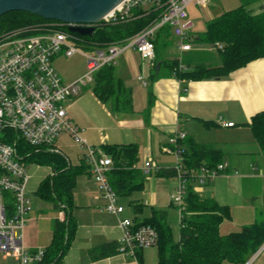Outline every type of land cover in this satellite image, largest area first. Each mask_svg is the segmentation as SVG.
I'll list each match as a JSON object with an SVG mask.
<instances>
[{
  "label": "crops",
  "instance_id": "0c3cea01",
  "mask_svg": "<svg viewBox=\"0 0 264 264\" xmlns=\"http://www.w3.org/2000/svg\"><path fill=\"white\" fill-rule=\"evenodd\" d=\"M262 3L264 0L252 7L259 11ZM193 33L198 32L193 29ZM192 51L194 48L182 54L183 62L184 56L187 59L193 57ZM161 54L172 60L179 57L176 45L175 53ZM216 59L207 57L205 62L212 64ZM155 65L156 61L148 67L140 55L137 61L128 56L116 61L117 75L132 90L131 111H112L93 90L88 92L83 87L66 101L68 115L84 128L88 142L95 146L137 144L138 167L153 159L164 169L173 168L176 157L168 153L166 147L174 132L183 131L187 138L214 145L221 150L230 169L204 186L193 184V188L230 207L232 216L223 221L220 229L225 227V232L229 233L264 220V150L256 142L250 126L245 124L264 110V58L253 60L221 78L187 81L186 91L183 89L185 81L178 80L170 69H161L160 61L157 69ZM142 71L146 84L138 78ZM158 71L159 76H154ZM226 122H234V125L226 126ZM58 146L73 166L87 162L84 149L69 135L63 134ZM64 147L71 151L70 155L63 150ZM174 185L173 176L145 175L142 189L134 191L131 196L120 197L126 208L124 215L133 217L136 223L150 217L153 209L165 210L169 223V215L178 210L170 198ZM42 200L43 204L30 213L25 229L24 241L29 249H45L52 241L55 221L65 218L63 210H57L52 202ZM74 202L72 214L77 221L76 236L62 264H158L157 246L138 250L137 258L119 251L98 258L92 255L93 249L110 242L119 243L122 229L118 217L106 210L105 200L89 165L76 178ZM137 204L140 207L134 211ZM176 217L178 233L173 231V234L178 239L180 215ZM255 254L245 264H264V247ZM222 264L235 263L224 261Z\"/></svg>",
  "mask_w": 264,
  "mask_h": 264
},
{
  "label": "built area",
  "instance_id": "2783aa9c",
  "mask_svg": "<svg viewBox=\"0 0 264 264\" xmlns=\"http://www.w3.org/2000/svg\"><path fill=\"white\" fill-rule=\"evenodd\" d=\"M204 2L206 0H125L98 22L83 26L96 28L101 21L129 18L136 7L154 10L157 17L124 42L105 46L86 42L81 38L84 35L78 36L79 33L70 30L73 24L57 20L16 27L0 35V254L3 258L13 256L18 264H36L44 257V248L29 249L24 242L25 228L33 210L28 195L31 175L26 161L30 153L24 147L61 154L58 140L63 134L69 135L84 149L91 175L105 200V208L118 217L122 229L119 252L137 258L138 250L157 245L158 233L154 227L136 225L133 217L124 215L126 208L109 180L112 157L88 142L84 128L71 119L65 103L83 86L94 82L95 73L103 66L115 64L117 57L127 49L137 51L148 67L153 65L157 58L154 39L165 25L171 27L175 38L179 70H188L182 56L194 46V23L188 7ZM217 46L222 48L220 44ZM60 53L67 57L83 54L87 58L86 72L65 82L53 64L54 57ZM139 79L146 84L144 71ZM224 124L233 126L234 122ZM185 137L183 131L174 132L166 147V151L176 157L175 185L170 198L180 217L190 183L204 186L230 169L226 160L215 166L186 169L180 143ZM140 168L145 175H150L162 167L157 161L148 159ZM263 247L264 244L258 251Z\"/></svg>",
  "mask_w": 264,
  "mask_h": 264
},
{
  "label": "trees",
  "instance_id": "16d2710c",
  "mask_svg": "<svg viewBox=\"0 0 264 264\" xmlns=\"http://www.w3.org/2000/svg\"><path fill=\"white\" fill-rule=\"evenodd\" d=\"M259 1L261 0H245L237 8L227 10L208 21L204 32L192 34L194 44H209L217 49V44L222 45L218 49V61L212 64L205 61L192 64L190 60L194 58L190 57L187 61L184 60L188 70L180 71L179 59L164 58L161 54V48L174 38L171 27L163 26L154 39L157 52L154 68L157 69L160 61L161 69H170L175 77L185 80L184 88H187V81L221 78L253 60L264 58V3L260 5L259 11L252 7ZM156 17L154 10L136 7L132 9L129 18L101 21L92 37L81 38L98 46L122 43L148 26ZM55 21L31 12L12 10L0 16V35L16 27L37 26ZM159 74L158 71L153 75ZM93 92L104 103H108L112 111L128 112L133 109L132 90L117 75L115 64L105 65L95 73ZM245 124L250 126L256 142L264 150V110L253 115L251 121ZM180 143L183 146L182 162L186 169L193 170L201 165L215 166L224 161L221 150L212 144L196 142L187 138V135ZM26 148L30 149L27 159H37L53 170L42 179L37 194L52 202L55 209L63 210L65 214L64 220L55 221L52 241L44 249L43 259L36 264H62L77 230V221L72 214L76 178L89 164L84 162L81 166H73L60 153L37 150L31 146ZM100 148L113 159L109 180L119 199L121 196H131L134 191L143 188L145 174L137 165V144H102ZM155 173L174 177L176 170L161 168ZM183 205L178 239L174 237L165 210L153 209L150 217L136 222V225L149 224L156 229L158 264H222L224 261L245 264L264 244V220L222 234L221 224L232 216L230 207L213 197L200 194L194 190L193 183L188 187ZM138 207L140 204L134 205V211ZM118 251L119 243L110 242L93 249L92 255L98 258Z\"/></svg>",
  "mask_w": 264,
  "mask_h": 264
},
{
  "label": "rangeland",
  "instance_id": "374dc122",
  "mask_svg": "<svg viewBox=\"0 0 264 264\" xmlns=\"http://www.w3.org/2000/svg\"><path fill=\"white\" fill-rule=\"evenodd\" d=\"M245 0H206V2L201 4H191L188 7V11L190 14L191 19L194 23V30L198 33L204 32L207 28L208 21L216 18L217 16L221 15L223 12L237 8L240 4L243 3ZM175 38H172L167 46L161 48V53L164 52H172L175 53ZM194 51L190 52L193 56V60H190L192 64L196 62L206 61L207 57L217 58L214 62L218 61L219 51L221 48L218 49L215 46L204 44V43H197L194 44ZM129 57L134 61L139 59L138 52L134 49H127L124 51L121 56H119L116 61L118 62L119 59L122 57ZM185 60L187 61V57L184 56ZM53 64L57 72L63 78L65 82H70L75 80L76 78L82 76L86 72V64L87 58L80 53H76L73 56L67 57L63 54H57L54 57ZM139 78V76H138ZM149 85L151 84L150 80H148ZM94 82H90L87 85L83 86L86 90L92 91L93 90ZM26 151L30 150L24 147ZM63 150L70 155L71 151L68 148H63ZM28 165V172L31 175L29 184H28V195L32 200L33 210H36L41 204H43V200L37 195L36 189L39 182L47 175L53 172L52 167L48 164L41 163L37 159L29 160L27 159ZM50 173V174H51ZM130 213V211H127ZM179 214V210L174 212V215L171 213L169 215V223H171L172 229L175 234L178 233V222H177V215ZM27 227V225H26ZM26 229V228H25ZM226 228L222 227L220 229L221 233H226ZM25 234L26 230H25ZM24 234V235H25ZM26 237V236H25ZM25 242V241H24ZM26 245V244H25ZM0 264H18L17 260L13 256H9L7 258H3L0 254Z\"/></svg>",
  "mask_w": 264,
  "mask_h": 264
},
{
  "label": "water",
  "instance_id": "95a60500",
  "mask_svg": "<svg viewBox=\"0 0 264 264\" xmlns=\"http://www.w3.org/2000/svg\"><path fill=\"white\" fill-rule=\"evenodd\" d=\"M125 0H0V16L12 10L34 13L48 20H57L70 30L92 37L94 24L111 13Z\"/></svg>",
  "mask_w": 264,
  "mask_h": 264
}]
</instances>
